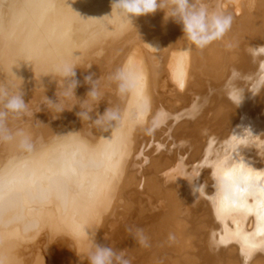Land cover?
Here are the masks:
<instances>
[{
	"label": "bare ground",
	"instance_id": "obj_1",
	"mask_svg": "<svg viewBox=\"0 0 264 264\" xmlns=\"http://www.w3.org/2000/svg\"><path fill=\"white\" fill-rule=\"evenodd\" d=\"M205 3L235 11L201 50L165 10L131 21L113 0H0V111L22 94L32 113L3 118L14 139H0V264H88L97 243L119 264H264L259 240L246 255L220 243L210 197L227 181L205 160L264 171V0ZM109 108L121 119L100 129ZM236 218L256 230L254 213Z\"/></svg>",
	"mask_w": 264,
	"mask_h": 264
},
{
	"label": "clouds",
	"instance_id": "obj_2",
	"mask_svg": "<svg viewBox=\"0 0 264 264\" xmlns=\"http://www.w3.org/2000/svg\"><path fill=\"white\" fill-rule=\"evenodd\" d=\"M117 10L122 18L133 21L134 18L155 14L158 10H165V19L171 18L174 22L182 25L183 37L197 49H204L214 41L222 40L232 25V17L216 10H210L205 0H113V10ZM63 78H70L76 75L74 67L64 65L60 70ZM92 81V78L86 77ZM115 79L120 81L119 92L121 94L128 90L127 78L124 70H119L115 74ZM89 95L96 100L100 93L95 83ZM76 87V81L72 80L64 88L63 94L67 97ZM84 111L78 113L83 120L92 119L90 113L93 107H82ZM9 113L16 116H30L27 103L22 94L7 96L3 100V110L0 111V139L13 140L14 135L3 127V118ZM121 115L118 110L109 108L103 114H98L93 123L100 129L107 130V127L113 126V122L118 123ZM20 137L19 147L22 150H31L32 143L28 136L22 132L15 134ZM145 241L142 239L140 243ZM86 258L88 264H119L120 257L109 246L96 244L91 249Z\"/></svg>",
	"mask_w": 264,
	"mask_h": 264
},
{
	"label": "snow or ice",
	"instance_id": "obj_3",
	"mask_svg": "<svg viewBox=\"0 0 264 264\" xmlns=\"http://www.w3.org/2000/svg\"><path fill=\"white\" fill-rule=\"evenodd\" d=\"M246 141L233 137L226 142L232 145H240ZM207 166L214 168V175L218 181H227V185L219 183L216 195L210 197L214 202L217 219L225 223L224 234L220 237L221 244L238 242L241 253L257 247L259 240L264 245V171H256L246 167L243 163L227 165L226 161H208ZM252 197L254 204L250 203ZM239 213L246 217L254 213L257 218V228L254 232L244 230ZM231 219L234 227H227V221Z\"/></svg>",
	"mask_w": 264,
	"mask_h": 264
},
{
	"label": "rangeland",
	"instance_id": "obj_4",
	"mask_svg": "<svg viewBox=\"0 0 264 264\" xmlns=\"http://www.w3.org/2000/svg\"><path fill=\"white\" fill-rule=\"evenodd\" d=\"M228 7L230 8V10H229L228 13H226V15L229 14V13L233 14V13H234L233 11H235V10H233V9H231V8H234V6L230 3V4L228 5ZM231 10H232V11H231ZM229 15H230V14H229ZM153 155H154V156H157V152L153 153ZM139 259H140V258H137L136 261H138Z\"/></svg>",
	"mask_w": 264,
	"mask_h": 264
}]
</instances>
